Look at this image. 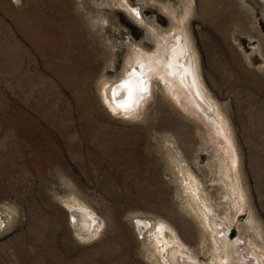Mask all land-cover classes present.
<instances>
[{"label": "rangeland", "instance_id": "rangeland-1", "mask_svg": "<svg viewBox=\"0 0 264 264\" xmlns=\"http://www.w3.org/2000/svg\"><path fill=\"white\" fill-rule=\"evenodd\" d=\"M106 2L0 0V264H264V7L141 5L159 32L189 45L227 141L182 86L172 88L176 102L158 75L141 105L109 108L103 81L138 69L127 64L136 44L155 46L123 6ZM225 146L237 159L240 207L230 218L218 180ZM176 158L194 176L193 203ZM67 201L99 218L100 231L77 235ZM158 224L168 241L160 251Z\"/></svg>", "mask_w": 264, "mask_h": 264}, {"label": "bare ground", "instance_id": "bare-ground-1", "mask_svg": "<svg viewBox=\"0 0 264 264\" xmlns=\"http://www.w3.org/2000/svg\"><path fill=\"white\" fill-rule=\"evenodd\" d=\"M123 1L124 0H107L106 3H108V5L117 4L123 6L129 12V14H131V16L135 19V21L144 25L146 33L149 36V39L153 42L155 49L154 51L150 52L140 44L135 45L136 46L135 49L133 51L131 50L132 54L129 55L128 57L127 64H129L130 66L136 64L138 65V69L134 68V70L136 71L131 70L129 72V73H134V75H132L131 77H129V73L127 72V74L124 77H122V79L118 82L115 81L113 83L107 84L106 81H103V86L101 88L103 90V96H104L103 99L105 103H107V105L113 112L129 111L134 106L141 105V103L144 102L145 97L149 92V83L151 76L158 75L159 77L163 78L166 84L169 85L168 86L169 92L175 98L176 102H178L179 99L178 92L175 91L176 89L172 90V88L179 87V85L182 86L183 93L186 94L188 100L193 105H195L196 108H198L200 111L207 113L209 115L211 124L213 125L212 131H214L216 134H219L220 136H223V138L227 140L228 138H226L224 134V130H225L224 128L226 126L223 128L221 120L218 118L217 112L212 113L213 110L212 106H215L212 99H210L208 95H206L205 92H203L201 85L197 83V71L194 62V56L191 50L188 48L189 45L180 38H174L173 35L171 34V31H164V33L159 32L158 27L155 25L156 24L154 22L155 20L153 21L146 20L141 13L142 12L141 5L143 4V0H139L141 1V3H137L133 5L129 3L130 1L128 2V0H125L124 2ZM259 3L261 6L264 7V0H259ZM173 27L175 26L173 25ZM159 61H161L160 62L161 64L159 63ZM162 61L163 63L164 61L166 63L163 64ZM128 79H130L131 87H132L131 101H129L128 90L123 87H119V85L123 80H128ZM109 89H111V92L109 91ZM129 102H131L132 104V106L129 108L118 107V105L121 103H129ZM227 143L230 144V142ZM225 147L224 148L220 147L224 151V158L223 159L221 158L222 163L220 165L221 166L219 170L220 176L218 180L219 182L222 183V185L220 186L222 189L223 197H225V202L228 205L229 212L227 216L228 218H230L232 211H235L239 206L238 205L239 201L237 200L239 198L237 197L236 199V187L231 179L232 173H230L231 169L233 168L236 169L235 160L237 159H235V157H233L232 154L229 153V151H227L230 150L227 149L229 147H226V149ZM227 153H229L228 160L225 158V154ZM179 159L180 158H176V161L179 165L178 168L179 176L176 175V180L179 181L181 187L183 184H185L183 190L186 191L189 200L192 201L193 200L192 195L195 196L197 194L195 188L194 176L193 174L190 173V170L186 167V165H181L180 162H182L183 159L181 160ZM188 174L190 175V178L187 177ZM193 202L194 201H192V203ZM65 204L70 211L71 224L77 235L84 237L86 236V238H88V236L92 237L93 234H95L97 230L100 229L99 226L101 222L99 218L93 215V213L89 212L85 207L77 206V204H75L72 201L71 202L67 201L65 202ZM255 222L256 221L254 220L252 222L250 220L248 227H250V229L254 232L253 234L256 237L257 236L261 237V231L258 229L257 225H255L256 224ZM139 224L142 226L143 229L149 226V222H145L143 220H139L138 226ZM165 228H166L165 224H162L159 226H155L152 229L154 232L153 233L154 235L152 234V236H154L153 247L156 250L158 249V251H160V248H162L161 250H163L164 247L166 246L167 240L162 235L163 230ZM159 244H161V246H158ZM262 247L264 248V245ZM215 249H217V247Z\"/></svg>", "mask_w": 264, "mask_h": 264}, {"label": "snow or ice", "instance_id": "snow-or-ice-1", "mask_svg": "<svg viewBox=\"0 0 264 264\" xmlns=\"http://www.w3.org/2000/svg\"><path fill=\"white\" fill-rule=\"evenodd\" d=\"M132 75H134V73H129V77H131ZM119 87H123V88H125V89L128 90V92H129V101H131V97H132V87H131V81H130V79L123 80L121 82V84L119 85ZM109 91L111 92V89H109ZM131 106H132L131 102H129V103H121V104L118 105V107H120V108H129Z\"/></svg>", "mask_w": 264, "mask_h": 264}]
</instances>
